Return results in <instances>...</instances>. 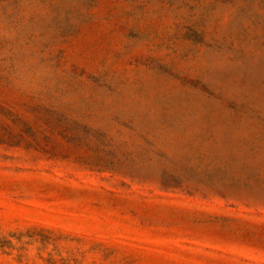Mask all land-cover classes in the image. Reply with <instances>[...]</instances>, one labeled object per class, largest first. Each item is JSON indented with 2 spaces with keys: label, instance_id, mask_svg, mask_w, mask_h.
Wrapping results in <instances>:
<instances>
[{
  "label": "rangeland",
  "instance_id": "obj_1",
  "mask_svg": "<svg viewBox=\"0 0 264 264\" xmlns=\"http://www.w3.org/2000/svg\"><path fill=\"white\" fill-rule=\"evenodd\" d=\"M0 264H264V0H0Z\"/></svg>",
  "mask_w": 264,
  "mask_h": 264
}]
</instances>
